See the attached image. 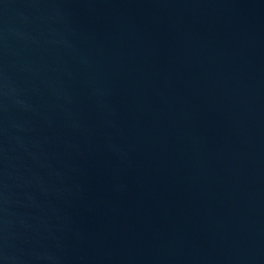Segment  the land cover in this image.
Listing matches in <instances>:
<instances>
[{
    "label": "water",
    "instance_id": "obj_1",
    "mask_svg": "<svg viewBox=\"0 0 264 264\" xmlns=\"http://www.w3.org/2000/svg\"><path fill=\"white\" fill-rule=\"evenodd\" d=\"M0 264H264V0H0Z\"/></svg>",
    "mask_w": 264,
    "mask_h": 264
}]
</instances>
